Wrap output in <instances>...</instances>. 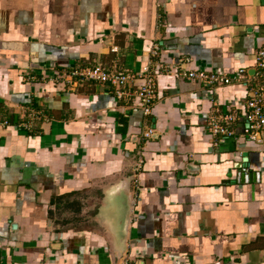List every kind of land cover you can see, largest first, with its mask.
<instances>
[{
	"label": "crops",
	"instance_id": "obj_1",
	"mask_svg": "<svg viewBox=\"0 0 264 264\" xmlns=\"http://www.w3.org/2000/svg\"><path fill=\"white\" fill-rule=\"evenodd\" d=\"M260 47L264 0H0V264H264V132L209 131L245 110ZM99 64L159 69L151 113L68 75Z\"/></svg>",
	"mask_w": 264,
	"mask_h": 264
},
{
	"label": "built area",
	"instance_id": "obj_2",
	"mask_svg": "<svg viewBox=\"0 0 264 264\" xmlns=\"http://www.w3.org/2000/svg\"><path fill=\"white\" fill-rule=\"evenodd\" d=\"M153 53L156 55L157 52L154 51ZM255 57L256 66L253 78H255L256 82L252 86V94L248 99L245 110L242 112L241 116L229 106L222 108L215 105V112L213 110L211 113L209 131L214 138L215 144H218L221 140H218L219 136L222 139L233 136L234 131L229 125L237 122V120L242 117L247 122L245 132L251 139H258L257 134L264 132V47H260L256 50ZM160 67L167 72L175 71V68L171 64L165 66V68L162 65ZM145 70L146 71L141 74L129 69L120 70L116 67L109 68L99 64L94 67L76 68L69 72L68 75L78 76L79 78L86 80L110 83L115 89L118 98H131L137 96L141 101L143 112L145 114H150L156 98V75L159 73V69L153 70L150 66H147ZM182 75L188 80L200 81L209 88L218 85L245 82L246 77L248 76L246 69H240L233 73L199 69L184 71ZM56 77L61 78L62 75L60 74L54 78ZM141 77L144 82L139 87L132 88V84ZM25 112L29 115V119L21 125L23 128L31 130L33 122L40 118V115L34 109L29 107ZM6 124H8V120L0 121V126ZM153 133L154 129L148 127L143 133V136L149 138ZM142 162V159H140L136 166L137 169L141 168Z\"/></svg>",
	"mask_w": 264,
	"mask_h": 264
},
{
	"label": "water",
	"instance_id": "obj_3",
	"mask_svg": "<svg viewBox=\"0 0 264 264\" xmlns=\"http://www.w3.org/2000/svg\"><path fill=\"white\" fill-rule=\"evenodd\" d=\"M238 167L240 168V169H242L243 168V164L242 163H240V164H238ZM242 177H241V179H242V181H253L255 178H254V176H256V174L255 173H253V172H247L246 173V169H244L243 170V172H242ZM132 196H130V200H129V207H128V212H127V216H126V219H127V222L124 224L123 223V225H122V227L121 228H123V234H125L126 233V227H127V225H128V221L130 220V218H131V209H130V206L132 207ZM129 219V220H128ZM125 222V221H124Z\"/></svg>",
	"mask_w": 264,
	"mask_h": 264
}]
</instances>
